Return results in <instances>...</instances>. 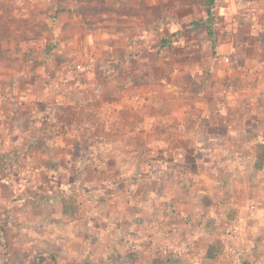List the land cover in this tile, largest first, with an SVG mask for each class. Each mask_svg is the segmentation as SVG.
<instances>
[{
	"label": "rangeland",
	"instance_id": "obj_1",
	"mask_svg": "<svg viewBox=\"0 0 264 264\" xmlns=\"http://www.w3.org/2000/svg\"><path fill=\"white\" fill-rule=\"evenodd\" d=\"M140 2L0 0V264H132L140 257L122 245V229L132 225L120 227V202L145 173L140 167L163 159L166 149L192 154L190 162L205 158L201 137L224 130L198 126L196 115L213 111L214 118L230 93L257 84L255 78L244 82L242 70H257L258 61L264 69V0H217L211 25L198 12L187 27L177 0H158L152 11L134 8L122 17L123 4ZM165 21L172 22L166 30ZM214 32L215 41L231 43L230 51L217 52ZM162 36L177 40L161 47ZM20 71L28 78L12 82ZM9 84L45 92L42 105L58 104L51 113L43 110L48 125L40 114L26 134L20 125L27 114L8 120L12 106L2 88ZM129 95L139 99L121 108ZM232 101L236 136L229 139L241 150L244 139L252 143L257 169L264 157V95L248 89ZM55 132L70 136L59 137L51 154ZM217 143L230 145L228 139ZM155 264L166 262L159 256Z\"/></svg>",
	"mask_w": 264,
	"mask_h": 264
},
{
	"label": "crops",
	"instance_id": "obj_2",
	"mask_svg": "<svg viewBox=\"0 0 264 264\" xmlns=\"http://www.w3.org/2000/svg\"><path fill=\"white\" fill-rule=\"evenodd\" d=\"M177 2L181 14L180 22H184L185 24L182 25H186L185 27L190 25V16L198 12L204 13V18H207L209 9L199 0H177ZM157 3L158 0H148L149 10L152 11L153 5ZM12 5L10 3L8 6ZM257 7L261 9L260 4L250 5L249 8ZM1 8L0 5V11ZM15 10L17 13L22 11L18 7ZM171 12L173 7L164 10L165 14ZM121 13L122 17H126L125 11ZM10 17L11 15H8L6 20L9 21ZM166 23L167 21L163 24L165 30L172 22ZM136 24L141 26L140 19H136ZM150 25L144 29H151ZM216 36L214 32V42L218 44L217 52H228L231 43H224L222 37H218L215 41ZM262 65L263 63L258 61L255 65L257 70L252 71L250 67L242 70L244 82L255 78L257 84L249 88L248 83H244L242 91L230 93L228 96L230 103L218 109L220 113L214 115V118L212 115L215 112L211 109L210 114L204 112L202 115L201 113L196 115L198 126L211 130L222 127L224 130L223 135L210 131L201 137L200 141L208 144L201 148L205 158L193 155L194 158L190 162L189 158L192 154H186L180 148L166 149L162 155L163 159L155 160L152 165L140 167L141 171L146 170L145 173H140L138 180L130 186V191H126L128 195L125 196V201L120 202V227H125L126 223L132 225V229H124V231L122 229L121 233L124 236L122 245L124 248L137 251L140 257L132 264H155L156 257L159 256L164 258L166 264H175V259H179L181 264H264V157L260 166L254 168L253 162H256L258 157L257 153L253 154L252 143L244 139L242 142L244 148L241 150L234 144L236 140L229 139L231 136H236V129L234 130L233 127L236 124L234 114L238 110L236 104L231 102V95L242 94L248 89L254 90L258 95L260 93L264 95V80L260 82L262 77L264 78V69L258 70ZM228 74L231 72L228 71ZM19 75L28 76L20 71L14 73L10 80L16 83ZM229 76L235 77V75ZM8 86L2 88L5 91L3 94L9 98V104L12 106L11 113L6 116L8 120H14L15 113L27 114L23 118L21 116L20 129H25L26 134H29L39 123V121L30 123V115L32 111L38 109L40 102H45L46 93H38L28 85L20 88L11 84ZM224 92H227V89H224ZM16 94H20V97L18 98ZM30 99L34 101L30 103ZM137 99L139 95L125 96V103L120 107L131 108L132 102ZM69 104L72 102L69 101ZM248 105L246 103L244 108ZM45 106L52 112L56 110L58 104ZM228 111H232L233 114L229 115ZM55 120L53 119L52 126L57 127ZM14 124L18 127L17 119ZM65 136L70 134L67 132L51 134L53 140L51 154L59 147L57 139ZM227 139L230 147L225 148L217 143L228 144ZM59 158L56 156V160H60ZM123 164L124 160L120 157V168ZM190 165H194L195 170L189 171ZM204 167L212 175L209 171L199 173L197 168L202 171L201 168ZM216 239L222 242V249L220 252H214L215 255L212 256L210 246ZM236 248L242 251L240 263L233 261ZM224 251L227 257L224 256Z\"/></svg>",
	"mask_w": 264,
	"mask_h": 264
},
{
	"label": "trees",
	"instance_id": "obj_3",
	"mask_svg": "<svg viewBox=\"0 0 264 264\" xmlns=\"http://www.w3.org/2000/svg\"><path fill=\"white\" fill-rule=\"evenodd\" d=\"M199 1L203 6H206L209 9L206 19L210 23L209 25H211V23H213V20H214L213 7H214V4L216 3L217 0H199ZM146 3H147L146 0H141V2L139 3V6H136V7L130 6L127 4H123L122 7L120 8V13L123 11L128 13L127 11H132V10H134V8H136L135 10H139V12L147 11V10H149V7H148V5H146ZM209 33L211 35H213V30L211 29V27H209ZM175 40H177L176 37L170 38L168 36H162L161 40H160V46L165 47L167 45H171ZM37 108L38 109L36 110L35 113H33V112L31 113V115H30L31 118L29 119V122L35 123V122L39 121L38 118L41 117L40 114H42L41 123L42 124L47 123L48 119L46 117H44L43 110L45 109L47 112H50L49 109L45 105H42L41 103L38 105ZM34 142H37V139H33L31 143H34ZM221 245H222V242L220 241V239H216L214 241V243L210 246V254L212 256H214L215 255L214 252H220V250L222 249Z\"/></svg>",
	"mask_w": 264,
	"mask_h": 264
},
{
	"label": "built area",
	"instance_id": "obj_4",
	"mask_svg": "<svg viewBox=\"0 0 264 264\" xmlns=\"http://www.w3.org/2000/svg\"><path fill=\"white\" fill-rule=\"evenodd\" d=\"M77 67L80 68L81 65L78 64ZM261 142H264V139H261ZM241 258H242V251H241L240 248H236L234 250V258H233V261L235 263H240Z\"/></svg>",
	"mask_w": 264,
	"mask_h": 264
}]
</instances>
